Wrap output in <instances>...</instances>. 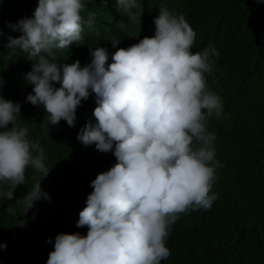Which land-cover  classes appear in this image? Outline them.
<instances>
[{
    "label": "clouds",
    "instance_id": "9594fccd",
    "mask_svg": "<svg viewBox=\"0 0 264 264\" xmlns=\"http://www.w3.org/2000/svg\"><path fill=\"white\" fill-rule=\"evenodd\" d=\"M115 6L140 23L141 14L131 11L140 8L137 0H115ZM84 8L82 0H38L31 18L9 24L21 35L3 45L10 57L19 50L32 62L25 80L34 94L26 102L42 105L52 125L64 120L74 127L76 109L94 94L96 122H86L76 139L116 159L90 183L76 223L87 226L86 236L57 234L46 264H161L170 256L167 237L181 214L208 210L218 197L212 188L221 165L207 122L221 117L223 102L205 74L213 73L219 52L213 45L192 52L197 34L184 14L161 8L154 36L117 49L112 63L107 49L95 47L83 67L79 60L58 65L55 50L80 42L83 26L94 22V13L81 15ZM20 108L0 95V184L7 185V200L25 184L28 168L43 178L50 172L44 149L17 120ZM41 180L22 198L23 214L41 199L50 202ZM6 211L14 214L12 205Z\"/></svg>",
    "mask_w": 264,
    "mask_h": 264
},
{
    "label": "trees",
    "instance_id": "16d2710c",
    "mask_svg": "<svg viewBox=\"0 0 264 264\" xmlns=\"http://www.w3.org/2000/svg\"><path fill=\"white\" fill-rule=\"evenodd\" d=\"M82 2L81 15L86 19L89 12L94 13V22L83 26L80 42L55 50L53 62L58 65L79 60L83 67L90 62V48L95 47L107 49V63H112L117 49L154 36V19L161 8L184 14L197 34L192 52L209 45L219 52L213 57V73L205 74L208 87L223 102L221 117L207 122V130L216 135L215 158L221 165L212 188L218 197L208 210L181 214L167 237L170 256L161 264H264V3L137 0L140 8L131 11L141 14L138 24L116 8L115 0ZM37 3L0 0V95L21 104L17 120L28 128L27 138L44 149L50 170L43 178L28 168L26 182L17 186L12 200L3 197L7 185L0 184V243L6 244L0 251V264H46L57 234L86 236L87 226L77 228L76 223L92 192L90 183L116 163L112 152L101 153L95 145L84 147L76 139L86 122H96L94 94L76 109L74 127L64 120L52 125L42 105L26 102L27 95L34 94L25 80L32 62L19 50L10 57L11 50L3 45L7 37L21 35L9 24L31 18ZM37 180L50 202L41 199L23 214L22 198ZM9 205L14 214L6 211ZM49 238L53 243L47 242Z\"/></svg>",
    "mask_w": 264,
    "mask_h": 264
}]
</instances>
